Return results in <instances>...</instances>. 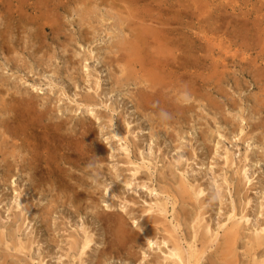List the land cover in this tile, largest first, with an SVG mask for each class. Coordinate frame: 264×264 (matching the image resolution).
I'll list each match as a JSON object with an SVG mask.
<instances>
[{
    "label": "rangeland",
    "instance_id": "rangeland-1",
    "mask_svg": "<svg viewBox=\"0 0 264 264\" xmlns=\"http://www.w3.org/2000/svg\"><path fill=\"white\" fill-rule=\"evenodd\" d=\"M142 1L0 0V264H175L172 245L187 257L193 237L190 264H228L237 222L231 264L260 258L245 251L264 225V0L185 7L231 52L212 49L209 81L191 59L174 93L139 110L143 87L117 60L140 25L130 16L164 0Z\"/></svg>",
    "mask_w": 264,
    "mask_h": 264
},
{
    "label": "bare ground",
    "instance_id": "bare-ground-1",
    "mask_svg": "<svg viewBox=\"0 0 264 264\" xmlns=\"http://www.w3.org/2000/svg\"><path fill=\"white\" fill-rule=\"evenodd\" d=\"M93 1L97 2L98 0H93ZM100 1L101 3H105V0H100ZM120 1L128 5L126 8H128L130 5H135V4L137 5V3L139 2V0H120ZM189 2L190 3L187 2L186 6H184L181 0H164L163 2H158V4L157 2L155 3L158 5L156 9H152L151 7L152 10H148L145 12H141V10H136L135 12L137 13L136 16L135 17L130 16L133 19L136 18V20L140 22V25H138L139 23L133 22L135 24L132 25V28L134 29L133 26H136L137 31H135L136 33L133 36V39L131 38L129 40V43H127L126 45L127 48L124 49V52L125 51L126 52L124 54L118 55L119 57L117 60V64L120 66L119 67L120 72L125 74L124 78H126L127 82L129 81V82H132L133 85L143 87L139 91V101L136 102L137 108L144 106L145 109H148L150 105H152V102H155L156 99L160 100L159 97L161 98V96L163 95L164 91H166V89L167 90L171 89L173 90V93H174V90H175L174 87L176 88V86H179L178 84H176V80H179L181 76L183 75V73H187V69L185 67H187L186 65H188V62L190 63L191 59H193L194 62L195 61L202 62L201 58H203L202 68L205 70L208 67L207 74L203 76V79L209 81V79H211V76L214 74L213 73L214 68H216L214 51L212 49L217 46L219 47V50L224 51V54H228L231 52V49H230L231 44L229 42L225 43L224 39H222V40H219L218 43L216 44V42H214V38L206 35L207 31L205 29L206 28L210 29L209 24L207 27L206 26L203 27L204 24H202L201 22L199 23V21L195 22L189 19L186 12L184 11L185 10L184 8L188 6H190L192 9L197 8L195 0H190ZM163 8H166V9L163 10ZM169 9L173 10L172 11L173 13L171 14L170 17L167 15V12ZM113 14H115V16L118 17L117 12H114ZM119 14H122V13H119ZM139 14L141 15V17H139L140 16ZM127 17L129 18V16ZM125 18H126V15H125ZM120 20L121 19L119 18V21ZM123 20L124 19H122V21ZM146 21L148 23H146ZM126 28L129 30L131 28V25L130 24L127 25ZM214 30L216 31L218 29L215 28ZM212 31L213 30L209 32L213 33ZM242 45L240 44L237 46L242 47ZM200 51H204V54L197 55V53ZM221 63H225V59L222 60ZM107 64L110 65L109 62H107ZM194 77L195 78L193 79L197 80L199 77H201V75L194 76ZM118 81L119 80L116 79L115 83H117ZM189 82L191 85V83L194 81L189 79ZM190 85H186V84L184 85L182 83V88H180L181 89L180 92H186L188 93V95H192V93L190 92L191 91ZM84 100L86 102L88 101V99H84ZM3 111L9 113L13 111V108H10L9 106H5L3 108ZM1 144L2 143H0V146ZM1 157L3 160L4 157L2 155ZM165 192H166V197L170 198L171 196L170 188L169 189L166 188ZM186 194H187L186 188L184 187V185L180 184L179 189L177 190V192L174 193L175 195L174 198L173 197L172 198L175 199L176 197L177 198L184 197ZM162 206H163L162 208L165 209L164 203L162 204ZM181 214H183V212ZM200 216L202 217V215ZM232 217H234V215H232ZM237 223L233 224L231 228L227 229L224 232L223 234L224 236L221 240V247H220L221 253H223L224 258L228 259V260H225L226 263L228 264H231L233 262L235 263L236 258H237L236 251H235L236 248L234 247L239 237L240 228L238 227ZM164 231H167V230H164ZM255 232L256 233L254 236H252L253 235L252 234L251 235L252 237H249V238L247 237L248 238V242H247L248 251L247 252L245 251V253L249 254L252 258V257H255L257 254L260 255V252H261L260 258L257 259L255 257L257 260L254 259L252 261H253V264H264V225H263V228H260L259 231L256 230ZM217 234H218L217 232L213 234L211 230L210 235L208 237L210 238L209 240L213 242L217 238ZM166 235L168 234L166 233ZM205 237L206 236L203 235L202 238L207 240V238ZM194 239L195 237H193V241H191V244L188 248L189 251H188L187 257H185L183 253V251L185 250L182 251L181 248L178 246V244L176 243H174L173 245L170 244L172 245V247L168 253V256L170 258H173V260L175 259V264L176 262L177 264H184L185 261L188 264H190L189 260L191 259H193L195 263L199 262L198 261L200 259L199 257L201 253L203 252H200L199 250L195 249V246L193 245V243H195ZM89 242L90 240L84 241L81 246L82 249H85V247L87 246ZM73 245H75V243ZM22 249H24V247H21V250ZM259 250L261 251L258 252ZM214 255L216 254L214 253ZM247 258H248V255H247Z\"/></svg>",
    "mask_w": 264,
    "mask_h": 264
}]
</instances>
